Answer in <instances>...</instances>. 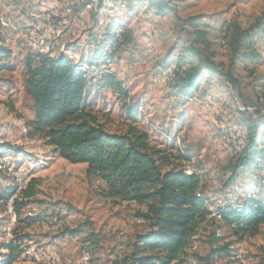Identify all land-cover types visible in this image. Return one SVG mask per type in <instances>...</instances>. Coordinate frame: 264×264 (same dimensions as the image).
Masks as SVG:
<instances>
[{
  "label": "rangeland",
  "instance_id": "rangeland-1",
  "mask_svg": "<svg viewBox=\"0 0 264 264\" xmlns=\"http://www.w3.org/2000/svg\"><path fill=\"white\" fill-rule=\"evenodd\" d=\"M57 0H0V14L8 26L0 29V146L11 157L17 177L0 173L1 188L21 184L12 200L0 202V263L7 244L16 239L19 253L12 264H139L136 236L147 230L134 203L107 199L97 180L88 178L85 163H72L29 134L32 101L25 92L26 56H37L24 39L27 20ZM158 12L148 0H126L125 8L108 16L106 25L96 17H65L53 24L52 44L82 66L86 76L85 101L111 132L128 127L146 132L149 144L162 150L178 167L193 164L201 177L202 195L209 209L240 205L252 197L264 202V0H168ZM199 15L212 41L215 68H202L198 90L191 98L177 92L163 66L188 56L191 35L183 20ZM105 20V16H102ZM250 29L249 48L233 50L223 30ZM123 33L112 38L110 30ZM253 28V30H252ZM222 35V36H221ZM103 50L111 64L95 58ZM228 74V78L226 75ZM120 83L126 93L105 79ZM111 80V79H110ZM248 122L257 128V162L234 171L241 152L237 141L249 140ZM187 156V159L180 157ZM34 184V195L21 189ZM227 250L212 253L218 246ZM242 264H264V224L254 236H239L213 217L199 225L185 259L197 264H229L230 252ZM88 254L89 260H84Z\"/></svg>",
  "mask_w": 264,
  "mask_h": 264
},
{
  "label": "trees",
  "instance_id": "trees-1",
  "mask_svg": "<svg viewBox=\"0 0 264 264\" xmlns=\"http://www.w3.org/2000/svg\"><path fill=\"white\" fill-rule=\"evenodd\" d=\"M168 0H148L158 12L168 10ZM200 16H189L183 26L191 39L188 56L194 57L195 65L184 68L181 62L173 66V87L191 98L198 90L202 68H215L212 41L209 31L203 28ZM251 29V28H250ZM250 29L222 32V39H229L234 51L249 48ZM253 30V28H252ZM264 33V30H259ZM111 35V34H110ZM112 38H117L111 35ZM8 51L0 46V55ZM95 58L110 59L103 50ZM7 66L0 64V70ZM228 78V74L226 75ZM105 85H113L126 93L112 76ZM85 71L73 64L65 55L50 58L46 55L26 56L25 92L32 101L33 119L26 122L29 134H39L54 153L72 163H85L88 178L97 180L103 195L115 202L134 203L141 209L137 216L147 224V230L136 236L134 244L139 264H180L190 246L199 225L211 213L207 199L200 192L201 177L197 173H185L181 167L169 162L162 150L154 149L146 132L131 126L123 133L109 131L97 113L88 107ZM250 136L241 149L232 169L249 167L257 162L256 126L248 122ZM184 159L188 157L181 156ZM188 160V159H187ZM2 171L0 170V173ZM16 185L1 188L0 202H6L15 192ZM25 197L34 195V184L29 182L21 192ZM224 225L239 236H254L264 224V202L248 197L236 206L217 208ZM218 246L212 253L227 250ZM8 254L0 264H12L19 253L16 239L7 244ZM230 254V253H229ZM113 264H119L114 261ZM206 264H213L212 258Z\"/></svg>",
  "mask_w": 264,
  "mask_h": 264
},
{
  "label": "built area",
  "instance_id": "built-area-1",
  "mask_svg": "<svg viewBox=\"0 0 264 264\" xmlns=\"http://www.w3.org/2000/svg\"><path fill=\"white\" fill-rule=\"evenodd\" d=\"M126 0H57V2L42 10L40 13L31 16L25 25L24 39L29 48L39 55H46L50 58H56L60 54L54 49L52 44V26L58 20L75 16L76 18H84L88 15L96 17V22L99 25H106L108 16H114L116 13L125 8ZM102 16H105V20ZM8 26V21L3 14H0V29ZM123 33L121 27L114 26L110 30V34L119 37ZM106 65L111 64V59L105 60ZM82 68V66H79ZM83 69V68H82ZM163 74L166 77H173V66L164 69ZM263 96L257 95L259 104L263 103ZM238 147L242 148L245 144L242 139L237 141ZM187 173H196V168L193 164H188L181 167ZM0 170L17 177L18 170L11 162V157L3 151L0 146ZM16 192L20 189L21 184L17 183ZM15 192V193H16ZM15 193L9 198L12 200ZM8 199V200H9ZM209 217H213L216 221L220 222L221 216L217 209H210ZM84 260H89V255L84 256ZM229 264H242L243 260L237 252H230L228 256ZM180 264H197L194 258L184 259Z\"/></svg>",
  "mask_w": 264,
  "mask_h": 264
},
{
  "label": "crops",
  "instance_id": "crops-1",
  "mask_svg": "<svg viewBox=\"0 0 264 264\" xmlns=\"http://www.w3.org/2000/svg\"><path fill=\"white\" fill-rule=\"evenodd\" d=\"M51 30H52V34L56 33V31H57V30H54V29H53V26H52ZM63 55H64V54H63Z\"/></svg>",
  "mask_w": 264,
  "mask_h": 264
}]
</instances>
